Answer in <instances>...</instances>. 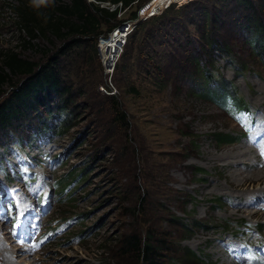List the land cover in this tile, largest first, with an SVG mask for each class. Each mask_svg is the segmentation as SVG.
Here are the masks:
<instances>
[{
    "label": "rangeland",
    "instance_id": "1",
    "mask_svg": "<svg viewBox=\"0 0 264 264\" xmlns=\"http://www.w3.org/2000/svg\"><path fill=\"white\" fill-rule=\"evenodd\" d=\"M20 1L0 0V73L4 54L46 63L63 44L20 27ZM27 1L36 21L49 19L55 0ZM164 1L133 0L117 14L123 21L176 1L141 52L150 22L139 28L125 70L116 68L131 33L115 68L102 66L97 43L108 24L95 53L88 44L60 58L73 96L50 120L64 126L0 145V264H137L125 241L146 230L164 242L167 264H264V178L252 176L264 169V59L245 27L250 9L239 0ZM249 1L264 20V0ZM116 38L103 43L108 58ZM203 73L229 85L241 109L203 97ZM10 89L1 86L0 99ZM109 96L126 123L114 121ZM244 149L252 151L243 161L230 157ZM188 251L200 258L187 260Z\"/></svg>",
    "mask_w": 264,
    "mask_h": 264
},
{
    "label": "trees",
    "instance_id": "2",
    "mask_svg": "<svg viewBox=\"0 0 264 264\" xmlns=\"http://www.w3.org/2000/svg\"><path fill=\"white\" fill-rule=\"evenodd\" d=\"M111 1L116 6L114 10H110L108 6L96 4L93 0H55L52 6L53 11L44 23L36 21V14L32 11V7L30 9L28 6L27 0H21L20 5L16 6L20 27L33 37L38 32L42 35L50 34L59 37L63 40V44L57 48L55 54L48 57L46 63H37L21 58L16 53L4 54L3 66L8 69V73H0V87L5 83H10L11 89L7 92L6 97L0 99V145L9 144L24 137L30 138L33 133L43 135L46 132H57L58 128L65 125L67 121L63 125L61 122L52 125L50 120L52 116L57 118L69 108L73 96L69 86L70 80L60 73V58L69 55L73 49H83L88 44L95 53L96 41L98 36L103 33L102 25L108 24V28L111 30L119 23L116 17L121 8L133 2V0ZM239 2L243 3L245 8L248 6L250 9L246 16L245 27L252 35L251 45L264 59V20L255 10L252 2L249 0H239ZM171 4L159 14L152 15L136 25V29L130 34L131 45L122 55V62L116 70L121 72L126 69L127 62L131 59L134 50L139 28H143L150 22V29L144 28L145 34L143 33L141 44L136 45L141 52L151 37L162 31L167 23H170L171 19L167 18V14L173 9L175 3ZM135 15L136 11H133L130 16L134 17ZM11 75L15 77V80L12 81ZM202 75L207 79L201 90L203 97L211 98L226 110L232 108L230 105L233 106V109L234 107L237 110L241 109V105L244 103L233 95L229 85L223 80L216 81L206 73ZM1 92L3 94L4 91ZM109 97L114 109V121L121 124L126 123L125 114L119 109L118 102L113 96ZM227 100H230V105H226ZM10 129L15 131L16 137L13 131H9ZM212 135L220 142L230 141L232 138L222 133ZM77 175H74L73 172L70 173V180H73ZM163 243L146 230L144 237L131 234L125 241V247L127 251L130 250L135 254L137 264H167L160 254ZM189 253H191L187 258L189 261L200 258L194 252Z\"/></svg>",
    "mask_w": 264,
    "mask_h": 264
},
{
    "label": "built area",
    "instance_id": "3",
    "mask_svg": "<svg viewBox=\"0 0 264 264\" xmlns=\"http://www.w3.org/2000/svg\"><path fill=\"white\" fill-rule=\"evenodd\" d=\"M169 4L170 3L166 4V6H168ZM161 10L162 9L160 7L157 9L153 8V10H147L146 8L143 7L140 10L136 11V15L134 17H130L129 19L119 21V23L115 25L113 29H111L107 38L99 39L97 43V49L101 56L100 59L102 62V66L107 72L115 68V62L117 61L119 53L122 51V48H123V45L125 44L127 36L133 32L136 25L140 23L141 21L148 19L152 15H155L157 13L159 14ZM116 35H117L116 41H119V44L117 46V49L113 52V56L111 58H108L104 54L105 49H104L103 43H106V41L111 40Z\"/></svg>",
    "mask_w": 264,
    "mask_h": 264
},
{
    "label": "bare ground",
    "instance_id": "4",
    "mask_svg": "<svg viewBox=\"0 0 264 264\" xmlns=\"http://www.w3.org/2000/svg\"><path fill=\"white\" fill-rule=\"evenodd\" d=\"M165 2V1H164ZM163 5V4H162ZM162 5L160 6V7H162ZM250 149V148H249ZM249 151H252V150H246V149H244V151H242V150H240L239 151V153H237V152H234V153H232L231 155H230V157H236V156H240V160H238V161H243V159H245L246 157H248V156H250L248 153H249ZM236 153H237V155H236ZM227 157H229V156H227ZM264 170V169H263ZM258 171V173H256L255 175H252V176H254V178L255 179H260V178H264V171ZM247 177V176H246ZM252 178V177H251ZM254 178H252V179H254Z\"/></svg>",
    "mask_w": 264,
    "mask_h": 264
},
{
    "label": "snow or ice",
    "instance_id": "5",
    "mask_svg": "<svg viewBox=\"0 0 264 264\" xmlns=\"http://www.w3.org/2000/svg\"><path fill=\"white\" fill-rule=\"evenodd\" d=\"M36 247H38V245H31L30 246L31 250H35Z\"/></svg>",
    "mask_w": 264,
    "mask_h": 264
},
{
    "label": "clouds",
    "instance_id": "6",
    "mask_svg": "<svg viewBox=\"0 0 264 264\" xmlns=\"http://www.w3.org/2000/svg\"><path fill=\"white\" fill-rule=\"evenodd\" d=\"M174 2H176V1H174ZM173 3V2H172ZM171 4V3H170Z\"/></svg>",
    "mask_w": 264,
    "mask_h": 264
}]
</instances>
